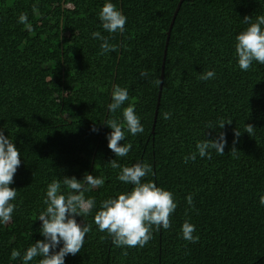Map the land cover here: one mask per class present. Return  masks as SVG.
Instances as JSON below:
<instances>
[{
    "label": "trees",
    "instance_id": "obj_1",
    "mask_svg": "<svg viewBox=\"0 0 264 264\" xmlns=\"http://www.w3.org/2000/svg\"><path fill=\"white\" fill-rule=\"evenodd\" d=\"M178 1L111 0L127 23L123 32L110 34L97 17L104 0H0V131L14 137L21 153L10 185L17 190L16 208L11 221L0 225V264H20L11 252L23 254L43 239L35 219L53 179L103 177V186L83 192L97 208L101 200L130 191L116 179L119 169L108 164L113 159L122 166H151L142 182L172 192V226L154 229L142 248H118L92 223L94 209L75 217L92 227L65 264H264V207L258 202L264 195V65L254 63L244 72L233 59L234 36L247 27L246 16H264V0H183L168 37L152 130L166 32ZM21 13L30 29L17 22ZM94 31L117 51L101 55ZM208 70L215 78L199 80ZM114 85L126 87L129 100L111 113ZM130 103L144 132L127 134L121 143H131L130 152L115 157L107 147L106 123L120 122ZM226 121L231 123L221 129L205 128ZM219 132L227 141L223 156L213 151L211 159L183 162L198 140ZM185 220L195 225L196 243L178 234Z\"/></svg>",
    "mask_w": 264,
    "mask_h": 264
},
{
    "label": "clouds",
    "instance_id": "obj_2",
    "mask_svg": "<svg viewBox=\"0 0 264 264\" xmlns=\"http://www.w3.org/2000/svg\"><path fill=\"white\" fill-rule=\"evenodd\" d=\"M97 17L100 27L110 34L123 32L127 23V17L111 0H104ZM243 20L247 27L234 36L233 59L235 67L246 72L254 63L264 65V16H258L255 21L246 16ZM17 22L31 28L26 13H21ZM91 37L102 41L99 45L101 55L117 51V46L110 44L108 38L100 31L92 32ZM215 75L214 71L208 70L200 73L198 79L209 81L214 79ZM139 76L146 77L147 73L140 72ZM128 100V89L114 85L107 106L108 111L115 113ZM164 118L168 119L169 113H165ZM140 120L134 104L130 103L123 108L120 122L114 119L106 123L111 129L106 136L107 147L115 157H125L130 152L131 143H121L125 141L127 134L136 136L144 132ZM227 123L231 121L221 122L216 126L209 123L205 128L221 129ZM253 129L251 125H246L245 132L250 135ZM91 130L97 131L95 127ZM240 134L238 131L234 132L235 137H239ZM13 138L10 135L5 136L4 132L0 131V225L11 221L16 208L12 201L17 197V190L10 185L21 164V153L16 148ZM226 143L223 132H219L213 139L198 140L194 146L195 150L186 155L183 162L187 164L189 161H195L197 156L211 159L213 151L223 156ZM236 152L233 147L231 153L235 155ZM108 164L113 169H119L116 179L124 185H130V191L101 200L97 208L96 200L85 199L83 192L103 186L105 183L103 177L88 174L84 175L82 180L75 177H64L62 182L53 179L46 186L42 198L44 208L35 219L41 222L38 231L43 239L36 240L23 251V254L19 250H13L10 259L19 258L20 264H31L36 258H40L37 264H65L66 256L80 252L92 227L91 224L78 223L75 217L91 215L94 209L96 211L92 223L99 232L106 233L111 238V243L118 248H142L151 240L154 229H169L172 226L169 217L175 212L177 203L171 191L157 186L152 180L142 182V178L152 174L151 166L142 162L122 166L116 159L110 160ZM258 202L264 207V195L259 196ZM186 203L189 210H192L194 206L191 194L186 197ZM195 231V225L185 220L178 234L181 239L196 243L199 237L194 235Z\"/></svg>",
    "mask_w": 264,
    "mask_h": 264
},
{
    "label": "water",
    "instance_id": "obj_3",
    "mask_svg": "<svg viewBox=\"0 0 264 264\" xmlns=\"http://www.w3.org/2000/svg\"><path fill=\"white\" fill-rule=\"evenodd\" d=\"M63 2H64V0H62V3H63ZM182 2H183V0H179V1L177 2L176 8H175V10L173 11V14H172V17H171V20H170V23H169L168 30H167V32H166L167 37H166V42H165V46H164V50H163V58H162L161 74H160L161 82H160V84H159V90H158V96H157V105H156V109H155V113H154V119H153L152 130H153L154 125H155V122H156L157 108H158L159 101H160L161 88H162V80H163V77H164V62H165V57H166V49H167L168 37H169L170 31H171V28H172V26H173V23H174V20H175L176 14H177V12H178V10H179L180 5H181Z\"/></svg>",
    "mask_w": 264,
    "mask_h": 264
}]
</instances>
